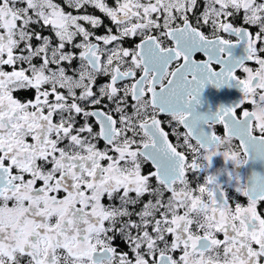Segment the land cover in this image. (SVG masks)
<instances>
[{
    "label": "snow or ice",
    "instance_id": "obj_1",
    "mask_svg": "<svg viewBox=\"0 0 264 264\" xmlns=\"http://www.w3.org/2000/svg\"><path fill=\"white\" fill-rule=\"evenodd\" d=\"M0 264H264V0H0Z\"/></svg>",
    "mask_w": 264,
    "mask_h": 264
},
{
    "label": "flooded vegetation",
    "instance_id": "obj_2",
    "mask_svg": "<svg viewBox=\"0 0 264 264\" xmlns=\"http://www.w3.org/2000/svg\"><path fill=\"white\" fill-rule=\"evenodd\" d=\"M234 97V90L221 88L219 90L209 86L203 93V98L213 106L217 104H227ZM222 131V129H221ZM222 165V161L218 166Z\"/></svg>",
    "mask_w": 264,
    "mask_h": 264
}]
</instances>
